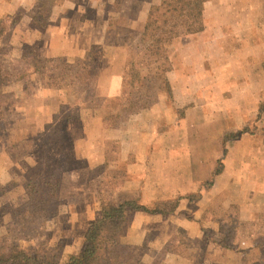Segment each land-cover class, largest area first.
I'll list each match as a JSON object with an SVG mask.
<instances>
[{"label": "rangeland", "instance_id": "374dc122", "mask_svg": "<svg viewBox=\"0 0 264 264\" xmlns=\"http://www.w3.org/2000/svg\"><path fill=\"white\" fill-rule=\"evenodd\" d=\"M79 1L72 0L74 4L84 6L82 13L79 12V6L62 8L66 0H36L33 7L19 8L8 16L13 23L12 33L0 42V49L4 52L0 61L9 78V82L0 87L3 113L0 119V155L3 159L0 160V250L6 252L17 247L29 252H40L48 264H66L69 258L81 252L86 230L83 215L88 213L91 217L96 211L92 204L86 211L81 205L84 201L82 198H88L89 201L91 198L95 202L100 198H112V191L126 178L123 165L127 161H122L120 146L115 141H108L106 161L89 164L93 166L88 171V185L84 187L85 194H82L81 185L86 179V172L82 176V169L88 162L80 156L85 152L94 153L90 143L96 141L98 135L96 124L91 121V112L104 109L105 136L117 128L132 131L134 123H130V116L156 105L164 107V112L175 109L172 88L181 78H184V84L191 86L194 80L210 85L211 77L207 74L211 71L208 65L205 70H197L201 75L194 70L196 63H209L207 57L209 54L213 56L210 36L202 32L204 16L199 14L200 0H179L178 8L174 10L179 9L180 15L171 10L173 15L169 23L159 25L161 30L156 38L145 42L142 41V33L149 10L159 5V1L116 0L114 4L106 0H99L98 3ZM98 5L115 14L109 16L107 23L102 21L100 25L97 24V35H87L90 38L89 49L83 50V54L77 49L72 50V56L69 51L66 56L48 57V49L40 42L38 34L50 24L51 19L60 21V16L74 19L77 13L78 16L82 15L83 22L84 18L87 19L89 24L86 25L91 29V19L96 18L95 6ZM142 5L147 6L146 21L141 31L140 23L134 30L132 26H127L128 21L133 20L132 14L140 10ZM123 9H126L127 17H119L123 16L120 14ZM161 11L164 12V8ZM136 19L138 22L139 16ZM247 37L238 36L239 41L232 44L234 53L242 49L245 41H250ZM155 39L159 40V46L163 47L169 58L168 72L164 71L165 66L153 62L148 56L150 52L146 51ZM229 42L228 47L231 45ZM219 54L222 61L226 60L224 50ZM114 58L124 61L118 73L122 76L117 88L120 92L106 97L100 94L103 88L99 87L98 90V77L101 73L107 77L114 75ZM224 68L227 67H221ZM232 68L238 71L240 65ZM172 78L176 79L175 83ZM113 88L116 89V86ZM217 89L224 91V83L218 85ZM16 108H23L26 114L16 112ZM177 114L181 117L182 110L179 109ZM156 119H159L157 125L162 127L161 115H156L153 119L138 122V129L150 125L148 121L153 123ZM40 123H45L43 128L36 127ZM85 135L91 138L86 146L82 142ZM225 136V143L244 136L254 148L259 144L256 150L264 152L261 149V143L264 142V100H260L257 116L247 122L241 131L232 130ZM223 151L224 156L225 145ZM253 151L250 148L249 152ZM191 152L193 145L190 142L181 143L174 137L165 143L164 148L156 147L150 156L152 172L145 186L159 192L164 188L168 175L174 177L178 167L179 179L184 178V175L186 178L190 172ZM4 153L10 158L6 161L10 165L7 174L16 177L8 184L3 182ZM223 156L217 161L216 171L222 168ZM184 162L187 164L186 169L182 165ZM70 171L76 173L74 177L68 175ZM64 175L72 181L71 186L67 182L63 185ZM209 185L210 181L203 184V193H191L181 198L192 201L205 196ZM119 195L115 197L117 201L128 196L125 193ZM142 196V193L137 192L127 198L137 199L140 204L146 200ZM178 200L168 199L170 202ZM258 201L262 203L260 210L242 213L235 205L224 209L219 200L214 199L201 218L206 235L204 242L192 240L181 228L170 237L167 234V239L166 236L161 238L160 228L158 233L161 234H149L145 243H126L124 236L130 229V220L126 216L119 236L122 242H119L116 262L264 264V202ZM68 203L72 206L71 210H68ZM194 208L189 206L186 210L189 212Z\"/></svg>", "mask_w": 264, "mask_h": 264}, {"label": "crops", "instance_id": "0c3cea01", "mask_svg": "<svg viewBox=\"0 0 264 264\" xmlns=\"http://www.w3.org/2000/svg\"><path fill=\"white\" fill-rule=\"evenodd\" d=\"M36 0H0V17L10 16L21 7H30L36 5ZM62 5V8L72 9L79 6V12L84 6L77 5L72 0ZM89 3H98L99 0H85ZM109 4H114L116 0H106ZM153 3L156 0H152ZM159 1V0H157ZM79 2L83 3V0ZM124 8V7H123ZM147 6H140L133 14V20L128 21L129 27L134 29L137 24L143 26L147 17ZM96 18L91 19L93 27L90 29L86 18L83 22L82 15L75 14L74 19L60 16V21L52 20L46 25L44 30L38 34L40 42L48 49V57H57L69 55V51L78 49L80 54L83 50L89 49V40L87 35H97L99 22H106L109 16H114L115 12L109 9L104 10L103 6H95ZM104 11V12H103ZM60 12V11H59ZM123 14V16H119ZM119 17H127L126 9H123ZM202 14L204 16L203 33L210 36V50L213 56L207 57L209 63H196L194 70H205V66L211 67L210 85L199 80H194L189 86L184 84L183 80L176 82L172 88V99L175 109L171 112L159 105L152 106L149 109L130 116V123H134L132 131L113 129L105 136L104 132V109L100 108L94 113L91 112V121L96 124L98 135L96 141L90 143L94 153H84L80 156L82 160L88 162L82 169L85 171L86 179L82 183V194H85L84 187L88 185V171L93 165L92 162L103 163L106 161L108 151V141H115L120 146L122 161L127 162L123 165L126 178L112 191L113 201L120 196L119 194H128L127 197L139 192L144 199L141 206L148 210H128L126 216L130 220L129 232L125 235L126 243H145L150 234L157 235L162 228L161 238L166 239L178 228L186 231V234L192 240L204 242L206 235L202 229L201 218L207 210L209 204L215 199L226 209L229 206H237L239 212L255 213L260 210L264 202V152L256 150L252 143L244 136L238 137L229 142L225 134L234 130L241 131L243 126L257 116L260 108V100H264V0H206L203 5ZM139 16L138 22L136 17ZM136 21H135V20ZM107 23V22H106ZM98 24V25H97ZM105 30V24L103 25ZM135 30V29H134ZM105 31L102 32L104 34ZM246 35L250 41L243 43L242 49L235 52L233 43L238 36ZM74 36V37H73ZM237 36V37H236ZM92 38H97L93 37ZM231 45L228 47V42ZM229 42V43H230ZM229 49H228V48ZM228 49V50H227ZM224 50L226 60L222 61L220 52ZM224 55V56H225ZM229 58V59H228ZM114 75L106 76L99 74L98 90L100 94L108 96L117 95L120 92L119 85L122 76H119V69L124 65L121 58L113 59ZM240 65V70L236 71L232 67ZM203 66V68L201 67ZM222 66L227 68L221 69ZM257 69V70H256ZM256 70V73H254ZM224 83V91H218L217 86ZM116 86V89L113 88ZM223 88V86H222ZM224 92V93H223ZM99 94V95H100ZM182 110V116L178 117L177 111ZM16 112L26 114L23 108H16ZM163 111V112H162ZM19 115V114H18ZM161 115L162 127L157 125L159 119H156L150 125H144V128L138 129V122L148 118H154ZM1 119V118H0ZM134 121V122H133ZM45 124V123H44ZM43 124V125H44ZM43 125L37 124V128H43ZM86 133H88L86 131ZM174 137L176 140L184 143L190 142L193 145V153L190 155V172L187 177L179 179V167L173 176L167 177L164 188L155 192L152 187H146V181H149L151 170L150 156L156 147L164 148L165 143ZM91 141L90 136H84L82 140L84 146ZM225 145L226 154L223 156V146ZM250 148L254 151L249 152ZM261 149L264 150V142L261 143ZM0 155V160H3ZM223 156L222 168L216 171V164L219 157ZM9 156L4 153V184L16 180L14 175L7 174L10 165L6 162ZM187 168V164H182ZM6 166H9L8 168ZM76 173L72 171L68 175L74 177ZM63 185L72 184V181L63 177ZM68 180V181H67ZM210 181L209 188L205 190V196L192 201L185 200L191 193H203L205 189L203 184ZM11 193L8 194L10 196ZM122 198L121 201H135L137 199ZM169 198L179 199L176 201V208L170 213H153L156 207H164L163 203L168 202ZM81 202L86 211L92 204L96 211L89 217L88 213L84 216L86 230L91 222L99 217L100 202L90 198ZM8 200V199H6ZM71 201V197H70ZM69 201V202H70ZM160 201L161 203H157ZM155 203H157L155 205ZM99 204V208L97 207ZM153 204V205H152ZM161 204V205H160ZM155 205V206H154ZM189 206H195L189 212L186 210ZM72 206L68 203V210ZM163 224L161 227L160 225ZM208 223V221H207ZM164 227V229H163ZM204 228V226H203ZM83 233V239L85 232ZM156 231V232H155ZM165 231V232H164ZM168 234V237H167ZM165 239V240H166ZM119 242H122L119 240Z\"/></svg>", "mask_w": 264, "mask_h": 264}, {"label": "trees", "instance_id": "16d2710c", "mask_svg": "<svg viewBox=\"0 0 264 264\" xmlns=\"http://www.w3.org/2000/svg\"><path fill=\"white\" fill-rule=\"evenodd\" d=\"M206 0L199 1V14H202L203 5ZM179 0H159V5L152 6L149 10L146 24L142 33V41L156 38L159 33L160 26H165L169 23L172 12H177L180 15L178 8ZM165 6V7H164ZM164 8V12H160ZM170 8V9H169ZM172 8V9H171ZM171 10H173L171 12ZM171 12V13H170ZM8 16L0 17V42L3 41L6 35L12 32ZM160 25V26H159ZM160 29V30H159ZM159 40L155 39L146 49L149 51L148 56L153 62H158L164 68L165 72L170 70L169 58L164 53L163 47L159 46ZM4 54L0 49V57ZM5 82H9V78L4 73L3 65L0 61V87ZM2 109L0 107V118L2 117ZM100 214L89 227L84 235V245L81 252L77 256L69 258L66 264H117L116 256L119 253V236L125 223L126 212L128 210H145L148 209L139 205L135 201L117 202L112 199L100 198ZM164 207H156L151 212L153 213H170L175 208L176 202L163 203ZM0 264H48L45 256L36 251H26L20 248H11L6 252L0 250Z\"/></svg>", "mask_w": 264, "mask_h": 264}]
</instances>
